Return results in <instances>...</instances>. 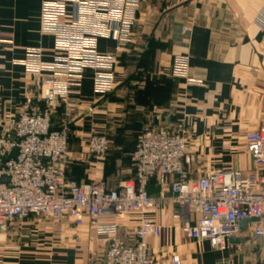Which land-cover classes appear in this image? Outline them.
Segmentation results:
<instances>
[{"label": "built area", "instance_id": "obj_1", "mask_svg": "<svg viewBox=\"0 0 264 264\" xmlns=\"http://www.w3.org/2000/svg\"><path fill=\"white\" fill-rule=\"evenodd\" d=\"M144 1L42 0L39 33L53 38V48H26L24 58L13 62L24 68L30 86L37 83L38 93L26 87L16 115L2 116L0 108V238L31 215L77 227L89 222L108 240L104 264H157L149 240L167 244L171 235L175 242H207L225 252L242 222H250L254 241L264 240V126L244 138L251 169L212 168L192 180L186 118L173 126L176 115L170 109L138 106L149 122L136 136L134 179L108 189L102 182L67 178L70 127L80 115L83 84L91 80L99 97L116 90L119 54L134 43ZM101 41L115 46L102 52ZM164 71L188 86H204L190 77L187 57L176 58ZM58 107L64 108V119L54 127ZM110 148L109 138L93 129L87 156L103 161ZM153 182L159 188L155 196L148 193ZM170 207L176 208L172 226L149 217ZM171 264H181L179 257Z\"/></svg>", "mask_w": 264, "mask_h": 264}, {"label": "crops", "instance_id": "obj_2", "mask_svg": "<svg viewBox=\"0 0 264 264\" xmlns=\"http://www.w3.org/2000/svg\"><path fill=\"white\" fill-rule=\"evenodd\" d=\"M41 6L42 0H0L2 116L23 108L22 95L31 85L24 68L13 62L24 58L26 48H53V38L39 33ZM133 38L119 54L118 85L112 94L96 96L91 80L83 84L80 115L70 127L67 178L78 184L102 182L108 189L134 179L136 134L149 122L138 106L170 109L176 115L173 122L186 118L192 180L212 168L251 169L243 143L248 133L264 126V0H146ZM114 46L100 43L102 52ZM178 57L189 59L190 77L204 86H188L164 71ZM37 89L35 83L34 94ZM63 119L64 108L54 109L53 126ZM93 129L111 142L99 162L86 154ZM158 192L155 182L148 186L150 195ZM175 210L149 217L172 226ZM249 225L241 223L240 234L228 241L225 252L207 242H175L173 235L167 244L156 239L149 244L157 264H171L173 256L181 264H264V240L254 241ZM107 248V238L89 222L77 227L31 215L0 238V264H104Z\"/></svg>", "mask_w": 264, "mask_h": 264}, {"label": "rangeland", "instance_id": "obj_3", "mask_svg": "<svg viewBox=\"0 0 264 264\" xmlns=\"http://www.w3.org/2000/svg\"><path fill=\"white\" fill-rule=\"evenodd\" d=\"M36 218L38 219V220H40V219H42L43 221H46L45 219H43V218H41V217H39V216H36ZM48 222H50V221H48ZM66 223V224H68V225H70V226H73L72 224H70V223H68L67 221H62V222H59V223ZM53 223V222H52ZM77 230H78V228H77Z\"/></svg>", "mask_w": 264, "mask_h": 264}, {"label": "water", "instance_id": "obj_4", "mask_svg": "<svg viewBox=\"0 0 264 264\" xmlns=\"http://www.w3.org/2000/svg\"><path fill=\"white\" fill-rule=\"evenodd\" d=\"M17 156V151H15L13 157L15 158ZM7 162V160H4L3 164H5ZM252 222V221H251Z\"/></svg>", "mask_w": 264, "mask_h": 264}, {"label": "trees", "instance_id": "obj_5", "mask_svg": "<svg viewBox=\"0 0 264 264\" xmlns=\"http://www.w3.org/2000/svg\"><path fill=\"white\" fill-rule=\"evenodd\" d=\"M139 131H140V130H139ZM139 131H138V132H139ZM136 136H137V134H136Z\"/></svg>", "mask_w": 264, "mask_h": 264}]
</instances>
